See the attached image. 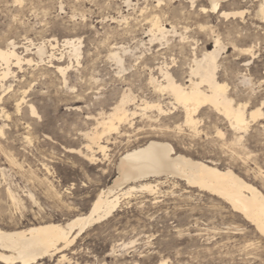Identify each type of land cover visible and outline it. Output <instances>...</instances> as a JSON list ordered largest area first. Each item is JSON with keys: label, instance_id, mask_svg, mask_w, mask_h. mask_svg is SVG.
Here are the masks:
<instances>
[{"label": "rangeland", "instance_id": "obj_1", "mask_svg": "<svg viewBox=\"0 0 264 264\" xmlns=\"http://www.w3.org/2000/svg\"><path fill=\"white\" fill-rule=\"evenodd\" d=\"M158 1L0 0V47L14 39L19 52L37 59L25 50L29 40L39 44L80 37L83 43L80 64L74 61L67 84L48 64L38 69L24 65L23 70L14 67L15 76L6 80L12 84L10 91L0 89V124L5 125L4 135L0 134L1 224L65 222L87 212L99 191L117 178L122 154L153 139L167 141L195 159L230 167L264 193V116L252 121L247 131H236L228 118L205 106L196 131L184 123L182 106L173 104L172 96L161 93L151 81V76L163 79L161 65L168 66L179 82L189 84L195 53L200 57L206 48H214L209 33L213 27L227 44L219 59V80L229 84L235 102H248V110L262 105L264 29L255 24H264L254 16L258 2H230L226 10L246 13L224 18L201 10L210 6L208 0ZM153 14L172 33L165 38L159 34L151 42ZM243 28L246 36L239 37L238 45L259 41L255 57L239 55L229 43ZM46 46L57 57L67 51L61 44ZM114 51L122 56L121 64ZM68 63L64 56L60 64ZM127 91L135 97L128 108L137 113L118 130L103 132L99 121ZM24 96L27 102L18 111L16 104ZM145 100L161 102L166 113L152 109L143 114L140 105ZM32 102L40 117L30 113ZM97 130L108 148L105 154L96 152L94 160L86 148V134ZM154 180L149 181L157 184ZM9 188L18 204L10 199ZM64 252L67 259L62 262L59 253L41 263L264 264V235L218 195L176 177H162L156 192L138 187L123 196L110 216L89 226Z\"/></svg>", "mask_w": 264, "mask_h": 264}, {"label": "bare ground", "instance_id": "obj_2", "mask_svg": "<svg viewBox=\"0 0 264 264\" xmlns=\"http://www.w3.org/2000/svg\"><path fill=\"white\" fill-rule=\"evenodd\" d=\"M208 1L210 4L208 8L205 6L201 7V10L204 12L211 11L218 13L224 18L237 15L243 17L246 13V10L231 11L224 8L226 4L236 2L237 0ZM255 1L258 2L254 15L256 17L255 19H258V21L264 24V0ZM191 4L194 5L195 1H192ZM158 16L155 14L150 21V31L153 33V36L150 38L151 42L159 34L162 38H165L171 32L170 29L160 22ZM255 25L264 29V25ZM173 29L175 30L174 27ZM244 29L246 28L237 30L236 36L232 37L229 43L239 51V55L255 57L256 49L260 45L259 41L241 47L238 45L239 37L244 38L246 36L243 34ZM209 30L210 37L214 42V48H206L200 57L195 53L193 65L189 68V84L179 82L168 66L161 65L160 69H158L163 79L160 81L159 78L151 76V81L161 93L168 92L172 96V99H174L173 104L177 103L180 107L182 106L185 118L184 123L190 128L197 131V125L200 123V118L198 117L200 109L205 106H210L230 120L233 130L247 131L252 121H258L264 116L262 107L264 100L262 101V105L251 110L247 109L248 102H235L233 96L229 94V84L219 80L218 76L221 66L219 59L222 51L227 48V44L224 42L221 34L217 33L213 27H210ZM187 38L183 37L182 39L185 40ZM81 39L80 37H65L60 41L54 38L39 44H35L32 40H29L28 42L30 43L29 45H25V50L26 52L31 51V53H34L37 59L19 52L17 42L14 39H8L5 46L0 47V89L3 92L10 91L12 84L7 85L6 80L11 75L15 76L14 67L23 70L24 65H35L36 69H38L41 65L48 64V67L57 69L67 84L68 72L74 67V61L78 65L80 64L83 53ZM47 43L52 48L61 44L65 50L67 48V51L65 53L63 52L60 57H57L54 52L49 53L46 48ZM31 45L35 48V51H32V48H30ZM112 54L116 61L120 62L119 64L123 62V58L119 55V52L114 51ZM64 56L68 58V64H60ZM54 61H58L59 63L56 64ZM244 78L245 80H251L246 76ZM128 91L121 95L120 101L114 106L111 112L108 114L104 113L105 115L103 114L104 116L99 121V124L103 126V132L107 131V133H110L113 130H118L122 123L129 121L130 115L137 113L136 110L131 111L128 108V104L135 100L134 93L132 92V94L131 91ZM26 92L24 91V94ZM1 99L2 96H0ZM24 102H27L25 96L21 100H18L16 104L18 111L21 110ZM28 106L32 115L40 117L37 107L33 102L28 103ZM140 109L146 115L152 109L158 110L159 114L166 113L161 102L149 100L143 101ZM2 112L4 113V109H2ZM1 116L2 114L0 113ZM4 127V124H0V134L4 135ZM99 135L98 130L91 134H86L89 139L86 148L90 151V156L94 160L96 152L99 151L105 154L108 148V146L101 143V137ZM241 137L237 140L239 141ZM117 169L118 176L113 184L105 186V188L99 191L87 212L79 213L65 222L47 221L27 226H18L17 224L5 225L0 223V264H42V259H45L47 256H57L59 253H61L59 262L66 260L67 254L64 251L71 247L78 236L89 226L110 216L120 206L123 196L132 193L138 187L141 190L156 192L162 177H176L184 180L192 187H198L201 190L218 195L227 201L235 211L240 212L247 221L251 222L264 235V193L255 184L247 181L230 167L221 168L214 161L195 159L189 155L177 152L174 146L167 141L153 139L144 145L130 148V150L123 153ZM152 178L155 179L154 181L157 184L153 183V180L149 181ZM124 187H127V189L124 190ZM8 195L15 204L20 202L17 195L10 188L8 189ZM31 197L33 198L34 196L31 195ZM159 264H167V261H162ZM220 264L232 263L225 261Z\"/></svg>", "mask_w": 264, "mask_h": 264}]
</instances>
